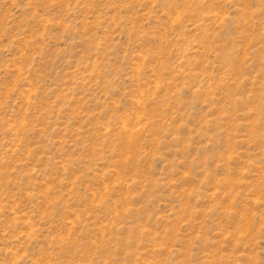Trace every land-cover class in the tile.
Listing matches in <instances>:
<instances>
[{
	"label": "rangeland",
	"instance_id": "374dc122",
	"mask_svg": "<svg viewBox=\"0 0 264 264\" xmlns=\"http://www.w3.org/2000/svg\"><path fill=\"white\" fill-rule=\"evenodd\" d=\"M0 264H264V0H0Z\"/></svg>",
	"mask_w": 264,
	"mask_h": 264
}]
</instances>
